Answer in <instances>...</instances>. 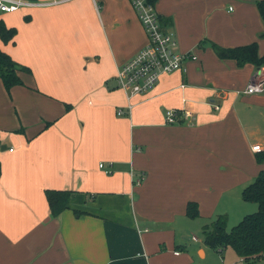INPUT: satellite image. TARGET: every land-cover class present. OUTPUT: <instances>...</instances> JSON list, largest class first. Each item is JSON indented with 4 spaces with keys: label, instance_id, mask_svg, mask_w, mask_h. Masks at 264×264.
Here are the masks:
<instances>
[{
    "label": "crops",
    "instance_id": "0c3cea01",
    "mask_svg": "<svg viewBox=\"0 0 264 264\" xmlns=\"http://www.w3.org/2000/svg\"><path fill=\"white\" fill-rule=\"evenodd\" d=\"M231 1L155 0L195 58L131 96L116 74L147 38L129 0L0 13L16 28L0 48L29 68L9 89L0 78V264H243L203 240L216 216L232 226L256 210L241 191L264 169V90L243 92L258 66L212 48L256 41L262 56L264 22L256 0ZM45 189L73 192L58 215Z\"/></svg>",
    "mask_w": 264,
    "mask_h": 264
},
{
    "label": "trees",
    "instance_id": "16d2710c",
    "mask_svg": "<svg viewBox=\"0 0 264 264\" xmlns=\"http://www.w3.org/2000/svg\"><path fill=\"white\" fill-rule=\"evenodd\" d=\"M150 1L154 2L155 0ZM255 4L264 22V0H256ZM15 33V27H7L0 19V40L6 42L12 39ZM212 48L219 57L233 58L239 65L245 62H252L258 67L264 65V54L258 55L256 41L233 47H224L213 43ZM21 70L28 71L29 68L16 62L0 48V78L6 89L14 84L22 83L17 73ZM256 160L258 162L264 161V150L256 152ZM72 193V191L65 189H45L50 212L53 215H58L65 209ZM241 197L246 201L255 202L257 204L256 210L243 215L229 229H227L226 217L224 215L216 216L212 222L204 225L203 240L216 248L229 246L242 257L243 264H255L259 258L264 256V169H261L242 188ZM186 214L189 217L198 215L195 202H187Z\"/></svg>",
    "mask_w": 264,
    "mask_h": 264
},
{
    "label": "built area",
    "instance_id": "2783aa9c",
    "mask_svg": "<svg viewBox=\"0 0 264 264\" xmlns=\"http://www.w3.org/2000/svg\"><path fill=\"white\" fill-rule=\"evenodd\" d=\"M61 0H0V13L12 12L21 7L36 5L56 4ZM135 10L140 23L146 34V44L137 50L131 57L125 60L118 68L117 86L124 89L128 96L143 93L159 80L164 73L182 69L183 62L187 59L195 58L191 52H179L176 49L177 41L170 26L162 23L161 16L155 8L154 2L150 0H129ZM264 90V65L257 68L251 81L247 83L243 92H261ZM130 107V105H129ZM218 108V105H214ZM117 114H122L123 110L117 108ZM165 119L168 123L174 122L178 111L172 108L165 109ZM188 115V112H184ZM254 150H260V146H252ZM99 167L106 173H111V169L105 167L103 162ZM142 177L136 178V183Z\"/></svg>",
    "mask_w": 264,
    "mask_h": 264
},
{
    "label": "rangeland",
    "instance_id": "374dc122",
    "mask_svg": "<svg viewBox=\"0 0 264 264\" xmlns=\"http://www.w3.org/2000/svg\"><path fill=\"white\" fill-rule=\"evenodd\" d=\"M233 3V1H231V0H218V6H220V5H225V8H223V10H225L227 7H228V5L229 4H232ZM231 226L230 225H228L227 226V229H229ZM192 244H193V246H192V251L195 253L196 252V247L198 246V244H199V242H193L192 241ZM206 245L208 246V247H210L211 249H214V250H216V251H218L217 249H219V248H216V247H214V246H211V245H209V244H207L206 243ZM208 247H206L207 249V252H211V251H209V248ZM226 249V248H225ZM228 250H230V249H228ZM223 252H224V250H223ZM233 252V251H232ZM216 254V253H215ZM217 262V263H216ZM204 263H207V264H219V260H218V257H217V255H215V259L213 260V263H211V262H204Z\"/></svg>",
    "mask_w": 264,
    "mask_h": 264
}]
</instances>
